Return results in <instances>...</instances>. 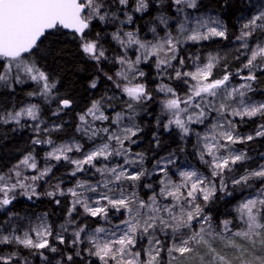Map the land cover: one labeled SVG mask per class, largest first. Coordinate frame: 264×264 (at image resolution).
Returning <instances> with one entry per match:
<instances>
[{
	"label": "snow or ice",
	"instance_id": "6c2138e0",
	"mask_svg": "<svg viewBox=\"0 0 264 264\" xmlns=\"http://www.w3.org/2000/svg\"><path fill=\"white\" fill-rule=\"evenodd\" d=\"M149 6L148 0H134L133 3L130 0H0V58L6 60L3 70H0V83L9 87L12 86L13 79L16 83H23V75L39 86L38 91L28 93L29 96L41 95L46 99L51 97L58 81L50 78V74L40 66L35 57L44 59L53 53V49L51 46L41 49L40 45L49 34L59 39L64 35L62 29L71 30L73 39L79 42L80 51L99 65L108 57L101 43V33L96 32L94 37L90 35L94 24L98 23L115 26L114 31H105L104 35H110L121 46L122 53L112 58L119 68L114 76L106 73L104 75L127 97L124 108L116 112L114 117L106 114V107H113L111 101L114 99L108 96L93 100L91 106L78 116L80 125L77 126V131L82 132L89 140L100 137L102 141L91 151L82 153L80 159H73L69 155L74 150L82 151L83 146L77 142L54 145L50 139L33 140L34 144L54 145L45 154L46 159L68 161L74 165L71 175L84 172L87 165L100 174L101 180L95 183L78 180L72 188L66 190L57 184L56 191L46 193L49 197H54L57 193L72 197L66 222L60 226L59 232H53L52 225L47 222L46 213L37 217L38 223L29 220L22 231L10 221H5L0 223V244H15L33 250L47 264H52V260L45 255V250L60 256L55 264H73L74 255H82L80 245L85 243L88 247L83 251L90 257H96L100 264H174L177 259L174 253L183 258L200 247L206 249L210 255L207 261L201 257V264H231L212 246V238L222 241L225 239L222 235L224 232L229 233L225 246L239 251L241 256L248 251V245H251L253 258L250 261L241 260L240 264H264V163H259L255 168H245L242 175L231 179L234 188L241 186L242 189L251 190V194L236 208L238 219L243 225L240 230L232 233V221L225 219L220 222L222 232L216 231L212 217L205 213V207L214 199L218 190L231 195L227 192L225 172H233L235 166L251 159L247 152L239 151L233 146L251 141L255 137H264V124L257 126L255 136H241L236 131V124L229 118L240 117L243 120L245 117H264V102H251L247 98V93L252 90L250 82L257 79L256 70L264 69V0H259V3L247 0L248 15L241 11L238 17L240 24L236 40L241 42L240 47L250 55L243 64V69L248 70V75L241 76L245 83L234 87H230L233 75L231 72L225 71L220 78L210 79L219 57L210 54L206 63L195 65V71H181L174 68L172 63L179 59V65L183 67L184 59L178 58V53L184 43L206 41L213 37L226 39L228 29L222 20L215 16L194 15L189 11L195 10L198 13L200 0H170L168 7L172 8L175 16L161 12L154 18L159 25L164 26V36L159 35L156 26L149 29L153 34L151 40L141 38L139 28L125 31V25L134 23L133 13H144ZM172 20L176 22L175 34L169 24ZM254 38L256 43L250 47L249 40ZM133 46L136 49L135 59L127 55L128 49ZM153 56L156 57L157 77L161 80L156 91L164 94L165 98L160 101L162 112L169 114V119L164 124L165 130L175 126L183 138L193 134L191 125H204L209 119L212 120L208 131L203 135L194 133L198 138L199 157L208 165L210 177L195 169L177 170L181 179L179 182L172 181L170 166L175 165L176 160L173 154H169L157 159L153 165V172L161 174L159 192L152 184L143 185L152 190V194L145 200L139 196L137 185L142 178L152 175L153 172L143 167L144 154L133 153L130 147L125 146V141L129 145L136 143L133 137L142 131L134 122L136 107L153 98L147 84L140 82L146 74L139 67ZM194 59L198 60L199 57ZM169 69L174 71V77L169 75ZM240 72L241 69L236 70V74ZM165 77H190L195 83L190 86L189 94L182 98L174 88L163 82ZM97 80L98 78L91 81V88L97 87ZM105 101L109 103L105 105ZM59 104L60 107L53 115L70 108L73 101L65 98ZM23 118L39 121L34 130L37 133L41 131L40 123L43 121H40V110L36 104L0 114V122L5 124L20 125ZM126 119L128 122L125 124L123 122ZM109 120L117 126L115 130L111 127H96V121ZM157 123L159 124V120ZM59 128L60 125L53 126V130ZM43 131L47 133L49 129ZM206 155L210 159L205 160ZM113 157L122 158L123 163L109 166L107 161ZM260 158L264 160V154H260ZM100 160L106 163L97 167ZM21 165L37 171V175L31 177L33 182L43 179L52 170V165L39 169L31 152L14 166L13 171L17 178L20 177L18 169ZM135 166H139L138 170ZM217 178L219 185L216 183ZM7 179L10 180L11 177ZM5 180L0 175V207L13 202L15 195L10 193H14L17 187L24 189V195L28 199L38 195L33 185H26L19 179L11 184L4 182ZM254 181L260 182L258 187L252 183ZM125 182H130L131 191L124 186ZM161 198H171V203L162 204ZM201 198L203 203L198 202ZM56 203L59 204L60 201L57 200ZM77 206L83 209L86 216L99 217L106 223H111L108 215L110 208L124 210L127 216L119 224L112 225L111 231L104 226L88 231V225H79L72 219L77 212ZM11 215L21 219L18 214ZM6 225L10 228L9 234H3ZM69 226L73 237L70 241L62 234L69 231ZM50 238L59 245H70L74 255L61 253ZM245 241L248 243L245 244ZM257 247L260 250L259 255L254 254ZM142 253L146 258H141ZM18 257L17 251L0 255V264H16ZM23 264H28L26 258Z\"/></svg>",
	"mask_w": 264,
	"mask_h": 264
},
{
	"label": "trees",
	"instance_id": "16d2710c",
	"mask_svg": "<svg viewBox=\"0 0 264 264\" xmlns=\"http://www.w3.org/2000/svg\"><path fill=\"white\" fill-rule=\"evenodd\" d=\"M149 8L146 12L135 15L134 28H139V34L146 31L148 24L151 25V21L154 17V13L157 9L164 11L166 14H172V8L168 7L170 0H163V4L160 7L155 6L152 0H148ZM131 3V0H130ZM247 10V0H200L199 12L209 11L214 13L223 23L226 25L228 32L227 38H215L198 43H186L180 47L178 58L184 59V65H179V59L173 61L174 68H179L181 71L187 70L190 67V62L193 56L197 55L200 59L215 49H226L231 47L236 42V36L239 35V20L238 17L243 11ZM195 11V10H194ZM64 33L59 39L49 34L48 38L40 45L41 49H45L51 46L53 53L47 55L42 59L36 56L40 66L50 74L52 80L58 81L56 88L53 90V97L57 99H71L73 104L70 108L63 109L60 114L56 116L62 124L63 128L55 133H51V137L55 140H62L68 136L74 135L76 129V115L86 111L91 106L93 100L100 99L101 96H124L114 87L112 81H109L105 77L107 75H113L117 71V64L113 61V57L117 56L120 47L114 45L109 36H105L102 25L94 24L90 33L91 37L95 36L96 32L101 33V43L106 49L107 60L101 61L99 65L95 61L88 59L79 49L78 40L73 39L71 31L62 29ZM239 57V59H237ZM243 55L238 51L228 52L223 56V59L219 61L216 67L213 69V76L210 79L220 78L225 71L231 72L232 79H235L237 75L242 74ZM4 61L0 59V70H3L2 63ZM227 65V67H225ZM141 69L145 72V77L140 82H144L148 86V90L152 93V100L144 101L141 105L136 107L137 115L135 121L137 125L142 129L141 132L134 137L136 143L130 146L134 153H143L145 156L144 165L146 168L152 166L157 159L174 153L178 158L186 157L191 160L198 167L203 169V164L199 163L195 156V146L192 137L181 136L179 129L172 126L168 130H165L164 124L169 119V114L162 112V105L160 101L164 99L162 93L156 91V86L161 82L157 77V69L154 67L153 59L149 62L142 64ZM241 69L240 74H236V70ZM102 70V71H101ZM169 75H175L172 69H169ZM257 79L253 81L254 90L251 92L255 97H264V69L256 72ZM97 87L95 89L90 87V83L93 79H97ZM26 80V79H24ZM187 80V83H185ZM165 84H169L175 89L177 95L185 97L189 94V88L194 84L189 78L182 79H168L163 78ZM11 87L0 83V111L8 108L9 105H19L25 101L30 92H35L38 86L33 81H25L23 83H16L13 79ZM127 99V97H126ZM198 99V98H197ZM38 101H42L38 99ZM42 104V103H41ZM54 108L60 107L59 103L52 105ZM117 109L124 108V101L118 104ZM183 107V105H182ZM42 111L46 117H49V112L52 111V107L48 104H42ZM159 120V124L157 121ZM236 124L237 133L247 134L257 130V126L264 124V117H252V118H236L233 119ZM42 138L41 134H34L31 126L28 122H21L20 125L12 123L0 122V175L8 174L18 165L19 161L23 159L28 153H32L37 161V165L42 163L43 155L47 149L45 144L37 145L33 143L36 138ZM157 141L159 143L157 144ZM237 147L247 152L251 157L249 161H246L242 165L234 167L233 172H225L226 177H234L243 173L245 168H255L263 160L260 158V154H264V137H255L251 141L245 143L236 144ZM69 165H62L59 163L53 171L45 178L44 181L37 182V196H33L32 199L24 197L21 194L15 195L13 202L5 206L3 211H0V223L10 221L12 225H19L18 221L22 220L27 215L47 214L49 221L51 222L53 231L58 225H64L67 219L68 205L70 197L68 195L49 197L46 195L48 191H55L56 177L62 175L63 172L68 170ZM256 187L259 186V181L252 182ZM231 195L225 197L220 192H217L214 199L208 203L205 207V212L212 217L214 227H218L220 222L224 218H228L229 207L237 201L245 193L251 192L250 189H242L241 186L235 188L230 184ZM60 203L57 204L56 201ZM203 203V202H202ZM11 214H18L21 219H16ZM72 219L76 220L79 225H88L89 228L100 225V220L96 217H88L86 215H80L79 212L73 214ZM232 227L234 225V219H231ZM4 230H10L6 225ZM72 229L69 226V231L65 234V239L70 241L72 237ZM60 249L61 253L68 254L73 253L71 246L59 245L57 241L53 242ZM82 255L76 257L74 255L73 264H100V262L90 257L87 252L85 244L80 245ZM13 251L19 252V255L26 258L28 264H47L43 261L38 253L34 254L33 250L25 249L22 246L15 244L3 245L0 244V253H11ZM45 255L50 260L60 259L58 254L50 253L45 250Z\"/></svg>",
	"mask_w": 264,
	"mask_h": 264
},
{
	"label": "rangeland",
	"instance_id": "374dc122",
	"mask_svg": "<svg viewBox=\"0 0 264 264\" xmlns=\"http://www.w3.org/2000/svg\"><path fill=\"white\" fill-rule=\"evenodd\" d=\"M133 2H134V0H131V3H133ZM152 2H153V4L155 6H158V7H160L161 4H163V0H159V2H158V0H152ZM254 2L259 3V0H254ZM189 11H192L194 15L203 14V15H206V16H215V17H217L214 13L209 12V11H202V12H198V13L195 12L194 10H189ZM161 12H163L164 15H168L164 11H162L160 9H157V11L154 13V17H153V19L151 21V25L149 26V24H148V27H147L146 31L143 32L142 34H140L141 38H146L148 40H151L153 38V34L149 31V29L152 28L153 26H156L157 32L159 33V35L161 37L164 36V34H165L164 26L163 25H159L154 20L155 17H157L158 15L161 14ZM140 14H142V13H133V17L135 15H140ZM245 15H248V10H246ZM168 16H175V12L172 10V14L168 15ZM121 18H123V14H121ZM169 24L171 25V31L173 32V34H175V32H176V22L174 20H172V21H169ZM239 24H240V22H239ZM102 28H103V31H107L108 33H111L112 31L115 30V26H112V25H109V26L102 25ZM134 29H136V28H134L132 24L125 25V31H132ZM108 36H109V38L111 39V41L113 42L114 45H117V46L120 47V49L118 51V53H119L118 55H120L122 53L121 46L118 45L115 41H113L110 35H108ZM215 38H219V37H213L211 39H215ZM257 38H259V34H257ZM200 42H202V41H200ZM187 43H198V42H190L189 41ZM255 43H256V39L255 38L249 40V46L250 47L254 46ZM184 44H186V43H184ZM240 44H241V42L236 40V42L233 45H231V47L226 48V49H222V50L221 49L212 50V51L206 53L202 57V59L199 58L198 60L194 59L196 57H199V56L195 55V56H193L192 61L190 62V67L187 70H184V71H195V65L196 64L203 65L204 63H206L210 54L212 56L219 57V61H221L223 59V56L226 55L229 51L230 52L238 51L239 53H241L243 55V58H244L243 59V64H244V63H246V58L250 55V53L248 51L242 49L240 47ZM135 52H136V49H135V46H133L132 48L128 49L127 55L129 57H131L132 59H135ZM0 59H2L4 61L2 64L6 63L5 58H0ZM152 59L154 61V67H155L156 57H154V56L151 57L147 62H149ZM142 64H145V63L142 62L139 65V67ZM118 68H119V65H117V69ZM140 69H141V67H140ZM258 70H263V69L258 68L256 70V72ZM246 75H248V70L247 69H243V66H242V74L237 75L235 79L231 78L230 87L238 86L239 84L245 83V81H243L241 79V76H246ZM187 78H189L193 83H195V81H193L190 77H187ZM22 79H23L24 82L27 81V80L31 81V80L27 79L26 77H24L23 75H22ZM24 79H26V80H24ZM250 83H251L252 90L247 93V98H250L251 102H256V103L264 102V97H255L254 95L251 94V92L254 90V87H253V81H251ZM37 91H38V89H37ZM107 96L108 97H114V99L111 101V104L113 105V107H106V114L109 115L110 117H114L116 112L122 111V109H117L116 106L118 104H120V102L125 101L126 97H122V96H120L118 94L115 95V96H111V95H107ZM38 99H40L42 101L39 102ZM59 101H60V99L56 100V98L53 97V95L51 97L47 98V99L44 96L35 95V96L28 97L25 101H23L19 105H9L8 108L2 109L0 111V114L5 113L7 111L19 110L21 107H24V106L29 105V104L38 105L39 106V110H40V121H43V123H40L41 131L39 133H37L34 130L35 125L37 123H39V121H32L30 118H23L21 120V122H28L29 125L31 126V129L33 130L34 134H41L42 135V138L38 137L39 139H41V140H49L50 139V140H52L54 142V145H59V144H64V143H71V142H77V143L81 144L83 146L82 147V151L77 152V151L74 150L73 152L69 153L71 158L80 159V158H82V153H87L88 151H91L92 148L95 145L100 144L102 141H101L100 137H97L95 140H89L86 135H84L82 132L77 131V126L80 125V121L78 119V116L80 114H77L75 116L76 117V129L74 131V135L68 136V137H66V138H64L62 140L53 139L51 137V133L58 132V131H60L63 128V124L58 119H56V116H58L60 114V111L58 112L57 115H53V113L57 112L58 107L56 106L54 108L52 105L55 104V103H59ZM41 103L42 104L46 103V104L49 105V107L50 106L52 107V111H50L49 115H48L49 117H46V115L43 114L42 104ZM108 103H109L108 101H105V105H107ZM229 118L233 120V119L240 118V117H229ZM245 118H248V117H245ZM127 122L128 121L126 119L123 123L126 124ZM134 122L136 123L135 119H134ZM1 123H3V122H1ZM211 123H212V120L209 119L208 121L205 122L204 125H201V124H193V125H191V127L193 129V134H190V136L192 137L193 142H194V146H195L194 156H195L196 160L199 163H202L204 165L203 169L201 167H198L196 164H194L191 160H189L186 157L178 158L177 155H175L174 153H170V154H173V156H174V158L176 160L175 165L170 166V173L169 174H170V177H171L172 181L179 182L180 179H181L180 176L178 175V171L177 170H192V169H195L199 173L203 174L204 176H209L210 177V169H209L208 165L205 164L204 162H202L200 157H199L198 138H197V136L194 133L195 132H199L201 135H203L205 132L208 131V126H210ZM12 124H15V123H12ZM95 124H96V127H111L113 130H115L116 127H117L115 124H112L111 120L105 121V122L96 121ZM54 125H60L59 130H53V126ZM43 129H49V131L47 133H45L43 131ZM255 131L252 132V133H247V134H240V133H238V134H240L241 136H246V135L255 136ZM133 139H134V137H133ZM41 144H45L47 146V149H46V151H45V153L43 155L42 163H40L38 165L39 169L42 170L45 167H47L48 165H52V170H51V172H52L53 169L59 163H62V165H66V164L69 165L68 170L63 172L62 175H59L58 177H56V181H55L54 186L59 184L62 189L66 190L68 188H72L77 183L78 180L79 181H91L92 183H95L96 181L101 180L100 174L96 173L95 169H93V168H91V166H87V165L85 166V171L84 172H77V174L75 176L71 175V172L74 169V165H72L68 161H64V160L56 161L54 159H51V160L50 159H46L45 154L47 152L51 151L52 147L54 145H49V144H46V143H41ZM41 144H37V145H41ZM131 145L132 144L129 145L128 142L125 141V146L126 147H130ZM113 146H115V145H113ZM233 147L235 149L239 150V151L245 152L244 150L240 149L236 145H234ZM168 155L169 154H167V155H165L163 157H167ZM208 159H210V157H208L206 155L205 156V160H208ZM103 163H106V161L100 160L98 162V164H97V167H99ZM107 163L109 164V166H112V165L117 164V163H123V159L120 158V157H113L110 161H107ZM261 163H264V160ZM153 165L150 166L149 168H146L145 165H143V167L146 168L149 172H153ZM135 167L138 170L139 166H135ZM18 170L20 172V177L19 178H17L15 176V172L13 171V169L8 174H5V175L1 174V175H3L6 178V180L4 182H8L9 184H11V183H16L17 179H19L22 183H24L26 185H33L35 187V189H36V192H37V187H38L37 186V182L38 181H44L45 178L51 173V172L48 173V175H46L43 179H40V180H37V181L33 182L31 177L34 176V175H37V171L36 170L27 168V167H25L23 165H21ZM242 174L243 173H241L239 175H242ZM8 177H11V179L8 180L7 179ZM236 177H238V175H236L234 177H226V176H224L225 182L228 183V188H230L231 179L232 178H236ZM160 179H161V174L154 173V172H153L152 175L142 178V180L137 185V189H136L139 192V196L146 200L148 198V196H150L152 194V190L151 189L143 187V185H147V184H152L153 188L157 192H159V187H160L159 181H160ZM216 183H217V185H219V179L218 178L216 179ZM129 184H130V182H125L124 186L126 188H128L129 191H131L132 189L129 187ZM55 191H56V189H55ZM217 192H220L225 197L230 196V195L225 194V192H222V191H219V190ZM227 192L230 193V190L227 189ZM17 194H21V195H23L24 197L27 198V196L24 195V189H22L20 187H17L14 193H10V195H17ZM250 194H251V192H249V193L247 192V193L243 194V196L240 197L237 201H235L228 209V212H229L228 213L229 214L228 218H224L223 219V220H225V219L231 220L232 218L234 219L235 227H232L233 226L232 224L230 225V230H231L232 233L240 230L243 227L242 223L238 219V213L236 211V208H237L238 204ZM57 195H59V194L57 193ZM59 196H61V195H59ZM68 196L70 197L69 205H68V209H69L71 201H72V197L70 195H68ZM198 202L202 203L203 202L202 198ZM161 203L162 204L163 203H171V198H167V199L161 198ZM4 209H5V207H0V211H3ZM176 211H179V209H176ZM78 212H79L80 215H85L83 213V209L81 207H79V206H77V213ZM41 215H43V214H39V215L36 214V215H32V216L27 215V216L23 217L22 220L18 221L20 224L17 225V228H19L22 231L27 226L29 220H31L32 223H38L37 217L41 216ZM108 215H109V220H110L111 223H106L103 219L97 217L100 220V222H101V224L97 225V226H104L109 231L113 230L112 229V225L119 224V222L121 220L126 219V216H127V214H126V212L124 210L116 211L115 209H111V208L109 209ZM47 222L49 224H51V222L49 221L48 217H47ZM60 226L61 225H58L53 232L54 233L59 232L60 231ZM97 226L92 227V228H88V231H91L92 229H95ZM121 227H123V226H121ZM214 229L216 231H221L222 232L221 223H220V225L218 227H214ZM9 231L10 230H4L3 229V234H9ZM62 234L65 235L66 233H62ZM222 235L225 238L223 241L220 240V239L212 238V246L217 250V252L220 255L225 256V258L228 259L231 262V264H240L241 260L250 261L253 258V250L251 248V245H248V251H246L243 254V256H241L239 251L225 246L226 241L229 238V233L222 232ZM50 239H52V242L55 241L53 238H50ZM236 239L239 240L240 238H236ZM144 243H146V241ZM244 243L247 244L248 242L245 241ZM85 247L86 248L88 247L87 243H85ZM259 253H260V250L257 247L254 250V254L259 255ZM8 254L9 253H0V255H8ZM162 255H164V254H162ZM173 255L176 256V258H177L176 261L174 262V264H201V257L204 258V261H207L210 258V255L207 253L206 249H204L202 247L198 248L197 251H195V252H193V253H191V254L187 255L186 257H183V258H181L179 256V254H177V253H174ZM91 257L96 259V260H98L94 256H91ZM141 258L142 259L146 258V257L143 256V253H142V257ZM23 261H24V258L19 255V257L17 258L16 264H23ZM52 264H55V260H52Z\"/></svg>",
	"mask_w": 264,
	"mask_h": 264
},
{
	"label": "water",
	"instance_id": "95a60500",
	"mask_svg": "<svg viewBox=\"0 0 264 264\" xmlns=\"http://www.w3.org/2000/svg\"><path fill=\"white\" fill-rule=\"evenodd\" d=\"M64 30H67V29H64ZM68 31H71V30H68ZM72 32V31H71Z\"/></svg>",
	"mask_w": 264,
	"mask_h": 264
}]
</instances>
